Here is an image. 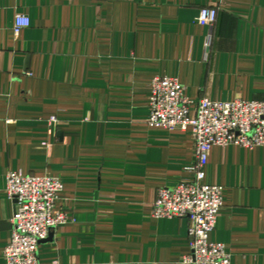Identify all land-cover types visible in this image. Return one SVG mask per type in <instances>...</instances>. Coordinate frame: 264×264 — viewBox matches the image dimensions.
Masks as SVG:
<instances>
[{"label": "crops", "instance_id": "1", "mask_svg": "<svg viewBox=\"0 0 264 264\" xmlns=\"http://www.w3.org/2000/svg\"><path fill=\"white\" fill-rule=\"evenodd\" d=\"M203 6L218 8L212 29ZM158 75L194 104L264 100V0H0V264L10 170L63 185L68 221L39 243L40 264H190L188 219L151 215L195 158L190 128L147 123ZM205 171L223 186L210 240L231 264H264V144L213 146Z\"/></svg>", "mask_w": 264, "mask_h": 264}, {"label": "built area", "instance_id": "2", "mask_svg": "<svg viewBox=\"0 0 264 264\" xmlns=\"http://www.w3.org/2000/svg\"><path fill=\"white\" fill-rule=\"evenodd\" d=\"M218 8L203 6L196 21L212 29ZM29 25L23 14L15 16L14 31ZM176 77L154 76L150 81L149 126L187 130L194 140V162L185 167L190 174L176 186L161 187L151 208L154 218L186 217L187 238L191 251L184 257L190 264H231V256L221 242L210 240L218 211L223 205V186L206 181V165L213 146L231 144L253 148L264 144V100L234 99L217 101L207 97L193 105ZM49 130L57 122L48 119ZM58 177L24 175L10 170L6 174L5 192L15 201L11 218L10 240L3 249L4 264H40L39 243L51 228L68 221L65 212L55 210L62 190Z\"/></svg>", "mask_w": 264, "mask_h": 264}]
</instances>
